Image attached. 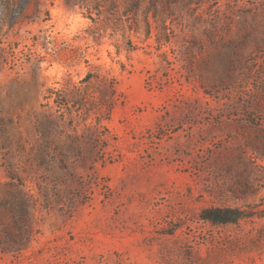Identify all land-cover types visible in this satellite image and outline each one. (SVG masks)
<instances>
[{
  "label": "rangeland",
  "instance_id": "374dc122",
  "mask_svg": "<svg viewBox=\"0 0 264 264\" xmlns=\"http://www.w3.org/2000/svg\"><path fill=\"white\" fill-rule=\"evenodd\" d=\"M108 1L0 0V264H264V0Z\"/></svg>",
  "mask_w": 264,
  "mask_h": 264
},
{
  "label": "trees",
  "instance_id": "16d2710c",
  "mask_svg": "<svg viewBox=\"0 0 264 264\" xmlns=\"http://www.w3.org/2000/svg\"><path fill=\"white\" fill-rule=\"evenodd\" d=\"M177 0H148V4L145 10L142 11L143 18L145 22V37L149 38L151 36L153 27L150 21L149 14H152V19L154 22L155 20H159L162 30H167L168 25L165 23L166 20L173 15L174 6L172 4H176ZM182 0H178V3ZM109 10H113L117 7L115 0H109ZM122 2V9L117 15L116 21L113 23V31H121L125 33L126 27L129 30H134L135 32L138 31V22L136 20L137 13L140 11L142 3L144 0H121ZM94 9V7H91ZM89 18L93 20L91 15V11L89 12ZM135 27V28H134ZM156 41L157 43L160 42H167L166 37L163 38L156 34ZM128 40V39H127ZM129 44V40L127 41ZM26 209V208H25ZM23 208V210H25ZM255 215H258L251 209H242L239 207H214L202 210L200 214V218L204 221H208L212 224H229V223H236L237 221L245 218H251ZM258 216H261L260 214ZM2 227V226H1ZM6 231V234L11 237L13 235V230L10 227H6L3 229Z\"/></svg>",
  "mask_w": 264,
  "mask_h": 264
}]
</instances>
